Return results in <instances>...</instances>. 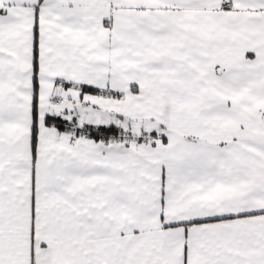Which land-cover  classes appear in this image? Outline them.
Here are the masks:
<instances>
[{
	"label": "snow or ice",
	"instance_id": "1",
	"mask_svg": "<svg viewBox=\"0 0 264 264\" xmlns=\"http://www.w3.org/2000/svg\"><path fill=\"white\" fill-rule=\"evenodd\" d=\"M0 264H264V0H0Z\"/></svg>",
	"mask_w": 264,
	"mask_h": 264
}]
</instances>
